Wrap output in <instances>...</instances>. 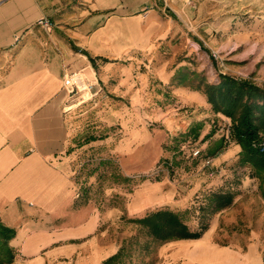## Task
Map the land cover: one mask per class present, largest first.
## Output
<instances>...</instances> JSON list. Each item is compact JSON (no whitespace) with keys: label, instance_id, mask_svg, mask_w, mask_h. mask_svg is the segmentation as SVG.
Segmentation results:
<instances>
[{"label":"rangeland","instance_id":"1","mask_svg":"<svg viewBox=\"0 0 264 264\" xmlns=\"http://www.w3.org/2000/svg\"><path fill=\"white\" fill-rule=\"evenodd\" d=\"M185 5L183 14L169 10L159 15L167 32L152 38L147 55L152 57V76L143 78L139 97L108 95L75 108L78 134L70 167L77 199L91 202L98 214L94 245L103 255L113 254L123 238L136 233L127 218L166 207L182 213L193 229L207 226L210 243L229 252L194 251L173 240L152 245L154 264H198L200 259L209 264H264V201L250 168L238 163L241 147L217 169H206L202 157L190 156V149L205 153L222 137L226 122L207 113L208 108L188 103L184 92L195 90L174 79L178 69L199 73L209 82L226 73L264 87L256 80L264 71V0H194L192 6ZM201 112L200 136L180 137L191 124L174 129L173 123ZM210 130L214 135L205 142L202 137ZM233 143L226 137L218 152ZM216 191L232 192L233 200L212 212L208 196ZM129 208L135 211L129 213ZM132 258V264H146L149 256L134 251Z\"/></svg>","mask_w":264,"mask_h":264},{"label":"crops","instance_id":"2","mask_svg":"<svg viewBox=\"0 0 264 264\" xmlns=\"http://www.w3.org/2000/svg\"><path fill=\"white\" fill-rule=\"evenodd\" d=\"M185 6L183 0H0V220L15 230L12 264H99L108 256L94 245L98 214L77 199L70 162L78 134L73 112L81 104L68 100L63 79L82 71L98 79L101 98L139 97L143 78L152 76V38L167 32L159 15L183 14ZM40 17L51 21L49 30L36 23ZM184 93L188 103L230 123L196 90ZM204 117L173 123L174 129ZM239 149L233 143L206 169ZM176 242L229 252L210 243L207 231Z\"/></svg>","mask_w":264,"mask_h":264},{"label":"trees","instance_id":"3","mask_svg":"<svg viewBox=\"0 0 264 264\" xmlns=\"http://www.w3.org/2000/svg\"><path fill=\"white\" fill-rule=\"evenodd\" d=\"M174 79L178 85L186 84L191 89L200 91L215 114H222L230 119L229 137L241 147L238 163L250 168L251 176L257 182V193L264 201V151L260 152L255 146L264 134V87L226 73L219 74L216 82H209L199 73L178 69ZM201 127L202 122L196 121L180 137L195 140L200 136ZM211 134L212 130L202 138L207 139ZM225 142V135L215 139L200 156H215ZM208 197L210 204L212 203L211 210L215 212L232 202L233 193L216 191ZM126 221L136 225V233L123 238L116 252L102 259L99 264H132L134 251L149 256L146 264H154L152 245L179 239H196L207 229L205 225H201L199 229L191 228L182 213L166 207L150 210L139 217L127 218ZM14 234V228L4 225L0 220V264H11L14 261L16 252L10 244ZM141 237L145 239L141 241Z\"/></svg>","mask_w":264,"mask_h":264},{"label":"built area","instance_id":"4","mask_svg":"<svg viewBox=\"0 0 264 264\" xmlns=\"http://www.w3.org/2000/svg\"><path fill=\"white\" fill-rule=\"evenodd\" d=\"M164 2H170L173 0H163ZM185 4L192 6L194 0H183ZM36 23L41 25L45 29L51 28V21L48 18L40 17L37 19ZM63 89L67 95L69 101L73 104H82L84 102L94 101L102 95V86L100 85L96 77H89L82 71L74 72L63 79ZM225 133L226 137H229L230 124L225 123ZM260 152L264 151V134L255 144ZM220 154L218 152L216 155ZM201 149L198 147L190 149V156L192 158L201 157ZM215 155V156H216ZM215 156H205L202 157L203 165L209 166ZM212 174V173H210Z\"/></svg>","mask_w":264,"mask_h":264}]
</instances>
